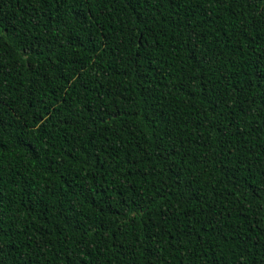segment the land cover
Listing matches in <instances>:
<instances>
[{"label":"trees","instance_id":"obj_1","mask_svg":"<svg viewBox=\"0 0 264 264\" xmlns=\"http://www.w3.org/2000/svg\"><path fill=\"white\" fill-rule=\"evenodd\" d=\"M0 264H264V0H0Z\"/></svg>","mask_w":264,"mask_h":264}]
</instances>
